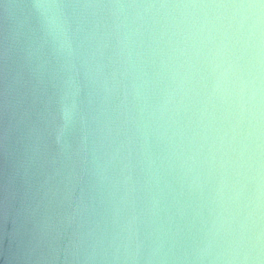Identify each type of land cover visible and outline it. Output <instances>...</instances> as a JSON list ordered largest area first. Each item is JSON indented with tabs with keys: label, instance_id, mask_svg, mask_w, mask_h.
Returning a JSON list of instances; mask_svg holds the SVG:
<instances>
[{
	"label": "clouds",
	"instance_id": "1",
	"mask_svg": "<svg viewBox=\"0 0 264 264\" xmlns=\"http://www.w3.org/2000/svg\"><path fill=\"white\" fill-rule=\"evenodd\" d=\"M24 7L62 69L54 143L70 149L79 140L92 190L117 206L137 192L133 151L146 177L139 191L156 240L145 250L133 216L119 224L117 252L131 264H264V0H24ZM86 18L108 23L103 32L99 23L86 30ZM116 98L119 141L100 120ZM116 162L123 179L114 181ZM169 204L182 207L193 240L179 250L162 216ZM77 207L87 210L83 195Z\"/></svg>",
	"mask_w": 264,
	"mask_h": 264
},
{
	"label": "water",
	"instance_id": "2",
	"mask_svg": "<svg viewBox=\"0 0 264 264\" xmlns=\"http://www.w3.org/2000/svg\"><path fill=\"white\" fill-rule=\"evenodd\" d=\"M83 23L86 30L99 23L103 32L108 21L86 18ZM61 73L24 0H0V264H131L122 248L117 252L121 221L138 217V241L145 250L156 240L148 200L139 191L146 177L135 167L133 151L134 202L117 206L107 193L102 198L92 190L90 157L79 140L61 149L51 136ZM119 104L116 98L113 110L100 118L113 136L120 132L118 141L125 138L123 118L115 111ZM112 169L114 181L123 179L119 162ZM115 191L119 201L123 191ZM82 195L86 211L77 207ZM182 212L169 204L162 213L175 233L169 243L177 250L193 242Z\"/></svg>",
	"mask_w": 264,
	"mask_h": 264
}]
</instances>
